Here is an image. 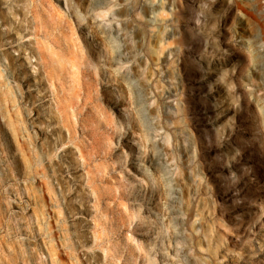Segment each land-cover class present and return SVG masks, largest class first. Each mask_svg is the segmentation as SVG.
Returning a JSON list of instances; mask_svg holds the SVG:
<instances>
[{
	"label": "rangeland",
	"instance_id": "374dc122",
	"mask_svg": "<svg viewBox=\"0 0 264 264\" xmlns=\"http://www.w3.org/2000/svg\"><path fill=\"white\" fill-rule=\"evenodd\" d=\"M72 1L0 0V264H264V0Z\"/></svg>",
	"mask_w": 264,
	"mask_h": 264
},
{
	"label": "bare ground",
	"instance_id": "6f19581e",
	"mask_svg": "<svg viewBox=\"0 0 264 264\" xmlns=\"http://www.w3.org/2000/svg\"><path fill=\"white\" fill-rule=\"evenodd\" d=\"M57 1L60 3L62 2L68 8V11L70 12V14L76 19L78 25H80L79 19L77 17V13L74 10V6L72 3L73 1L72 0H57ZM31 13L33 17L34 32H35V35H37L40 29L39 16L33 6H31ZM95 17L97 19V17L99 16H95ZM35 46H36V49L38 50L41 64L44 70L46 71L47 77L49 78V80H52L54 78L53 70H52L53 69V64H52L53 59L50 55L46 53L45 48L39 39L35 40ZM64 109H65V104L61 101V110H64Z\"/></svg>",
	"mask_w": 264,
	"mask_h": 264
}]
</instances>
